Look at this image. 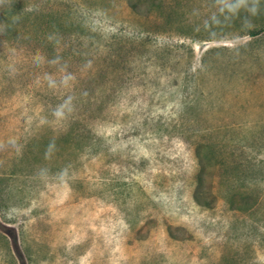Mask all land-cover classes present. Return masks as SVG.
<instances>
[{
  "label": "rangeland",
  "instance_id": "obj_1",
  "mask_svg": "<svg viewBox=\"0 0 264 264\" xmlns=\"http://www.w3.org/2000/svg\"><path fill=\"white\" fill-rule=\"evenodd\" d=\"M138 8L0 0V264H264V0ZM100 75L130 107L77 101Z\"/></svg>",
  "mask_w": 264,
  "mask_h": 264
},
{
  "label": "trees",
  "instance_id": "obj_2",
  "mask_svg": "<svg viewBox=\"0 0 264 264\" xmlns=\"http://www.w3.org/2000/svg\"><path fill=\"white\" fill-rule=\"evenodd\" d=\"M127 1L129 3L130 7L133 10H135V12L140 14V9L138 8V5H140L144 0H127ZM172 11H173L172 6H167L166 9L163 10V15L161 17H154L151 21H154L158 26L176 23L170 19ZM5 12H7V11L0 13V20L4 19L2 16V13L4 16H6ZM2 25L3 24L0 23V28L2 27ZM9 29L7 28L5 30V27L3 25V28L0 30V40L1 41L9 38V35H10ZM149 35H144L142 32H139V33H134L132 36L127 37L125 40H122L119 43L120 49H121V54H123L125 56L131 55V53L133 55L148 54V52L151 50V48H155V49L159 50L158 56H160V58H159V60H157V62H159V66L162 65L165 68H166V66H168L169 64L174 62L176 58H180L179 56L181 55V50L171 47L170 43L165 39L158 41L157 38H155V37L153 38L152 35L151 36H149ZM181 45H183V43L178 42L176 44L177 47H182ZM9 46H12V45H9ZM2 47L3 46L0 45V49ZM17 50H21V47H19ZM12 52H14V51L12 50ZM173 52H174V55H172ZM166 57H169L168 61H164L161 59V58H166ZM91 76H95V75L92 73ZM103 79L104 78H102V75H100V78L94 77L93 79L88 80V81H92V82L97 83V85L91 89H88L87 87L83 88V89L76 88L74 96L77 98V101H79L81 103L87 102L91 98H93V95L98 93L101 97L105 96L101 101V106L99 108L100 109L99 112H101V111L105 112L107 110H110L112 108V106L114 105V103H118V106L119 105L120 106L126 105V107H130L131 104L135 101V99L127 98L124 96L125 95V92H123L124 88L122 85H120V82L122 81L121 80L122 77L119 76V79H114L115 86L119 87L118 90H121V91H118L119 95L116 94L117 89H114L113 91L110 92L108 89L104 88V85L101 86L100 84H101V82H103ZM174 85H176V83L174 81H171V82H169V84L167 86L169 88H172ZM77 101H74V103L70 102V104H69V103H66L65 98H59L58 103L61 106L63 105L64 109L70 107V109H72V113L74 110L77 115H80V117H82L83 114L80 111V108L77 104ZM83 106H86V104L84 103ZM61 118L66 119L67 117L61 115ZM69 121H70V119H68V122ZM194 198L196 199L197 202H202V203L204 202L203 197H202V191H201L199 185H195ZM204 204L208 205L207 203H204Z\"/></svg>",
  "mask_w": 264,
  "mask_h": 264
}]
</instances>
